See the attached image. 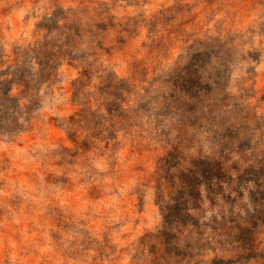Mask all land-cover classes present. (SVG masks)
<instances>
[{
    "label": "rangeland",
    "instance_id": "1",
    "mask_svg": "<svg viewBox=\"0 0 264 264\" xmlns=\"http://www.w3.org/2000/svg\"><path fill=\"white\" fill-rule=\"evenodd\" d=\"M0 264H264V0H0Z\"/></svg>",
    "mask_w": 264,
    "mask_h": 264
}]
</instances>
